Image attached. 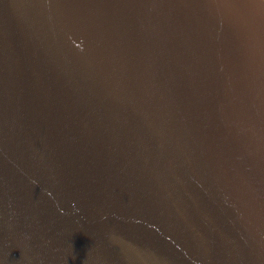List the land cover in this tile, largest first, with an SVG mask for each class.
<instances>
[{
    "label": "water",
    "instance_id": "1",
    "mask_svg": "<svg viewBox=\"0 0 264 264\" xmlns=\"http://www.w3.org/2000/svg\"><path fill=\"white\" fill-rule=\"evenodd\" d=\"M0 264H264V0H0Z\"/></svg>",
    "mask_w": 264,
    "mask_h": 264
}]
</instances>
